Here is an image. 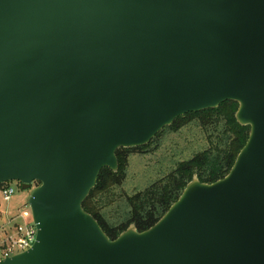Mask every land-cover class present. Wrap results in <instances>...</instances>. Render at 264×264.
Instances as JSON below:
<instances>
[{
    "label": "water",
    "instance_id": "obj_1",
    "mask_svg": "<svg viewBox=\"0 0 264 264\" xmlns=\"http://www.w3.org/2000/svg\"><path fill=\"white\" fill-rule=\"evenodd\" d=\"M235 102L248 139L149 229L83 202L119 149ZM34 186L37 233L0 264H264V0H0V186Z\"/></svg>",
    "mask_w": 264,
    "mask_h": 264
},
{
    "label": "trees",
    "instance_id": "obj_2",
    "mask_svg": "<svg viewBox=\"0 0 264 264\" xmlns=\"http://www.w3.org/2000/svg\"><path fill=\"white\" fill-rule=\"evenodd\" d=\"M237 109V103L225 102L216 109L186 114L176 119L170 127L164 128L145 147L119 149L116 152L118 171L114 173L107 168L101 170L95 187L83 202L84 211L95 218L111 240L131 225H135L138 232L149 229L178 200L195 174L204 184H212L228 174L249 136V127L239 125L235 119ZM193 124L204 134L207 147L192 159L177 163L166 176L143 191L132 196L124 194L123 206L126 211L123 215L116 212L115 219L113 214L107 212L111 205L122 199L116 196L115 190L124 184L131 151L146 152L166 132L177 133ZM4 186L1 185L0 190Z\"/></svg>",
    "mask_w": 264,
    "mask_h": 264
},
{
    "label": "rangeland",
    "instance_id": "obj_3",
    "mask_svg": "<svg viewBox=\"0 0 264 264\" xmlns=\"http://www.w3.org/2000/svg\"><path fill=\"white\" fill-rule=\"evenodd\" d=\"M206 147L207 142L204 134L193 124L177 133L166 132L146 152L131 151L128 156L124 184L122 188L115 190L116 196H120L122 199L111 205L107 212L111 215L116 212L120 216L123 215L126 211L123 206L125 204L124 194L132 196L143 191L166 176L176 167L177 163L192 159L195 154ZM7 185H12L16 192L8 202H3L0 198V234L1 228L6 225L8 218L23 212H30L27 201L34 188L32 186L31 189L24 191L18 182H10ZM118 206H121L120 209Z\"/></svg>",
    "mask_w": 264,
    "mask_h": 264
},
{
    "label": "built area",
    "instance_id": "obj_4",
    "mask_svg": "<svg viewBox=\"0 0 264 264\" xmlns=\"http://www.w3.org/2000/svg\"><path fill=\"white\" fill-rule=\"evenodd\" d=\"M5 185L0 190V198L3 202H8L16 190L12 185ZM7 220L6 225L1 228L0 260L24 253L30 249L35 242L37 233L30 212H23Z\"/></svg>",
    "mask_w": 264,
    "mask_h": 264
},
{
    "label": "flooded vegetation",
    "instance_id": "obj_5",
    "mask_svg": "<svg viewBox=\"0 0 264 264\" xmlns=\"http://www.w3.org/2000/svg\"><path fill=\"white\" fill-rule=\"evenodd\" d=\"M19 184V183H18ZM20 185V184H19Z\"/></svg>",
    "mask_w": 264,
    "mask_h": 264
}]
</instances>
